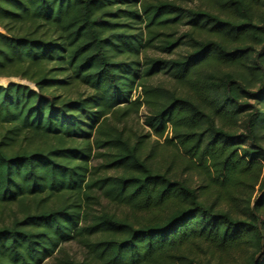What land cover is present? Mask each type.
<instances>
[{"label":"trees","instance_id":"1","mask_svg":"<svg viewBox=\"0 0 264 264\" xmlns=\"http://www.w3.org/2000/svg\"><path fill=\"white\" fill-rule=\"evenodd\" d=\"M0 77V264H264V0H0Z\"/></svg>","mask_w":264,"mask_h":264},{"label":"rangeland","instance_id":"2","mask_svg":"<svg viewBox=\"0 0 264 264\" xmlns=\"http://www.w3.org/2000/svg\"><path fill=\"white\" fill-rule=\"evenodd\" d=\"M10 82H20V79H12L10 80ZM140 90H138L137 94L139 93ZM147 114L146 112V108L142 107V109L139 112L138 115V120L139 123H143L144 117ZM139 125L138 123H136V126ZM100 160L97 159L95 160V163H99ZM102 207H105L106 209L110 210V211H115L118 213L122 212V209L117 207L116 205H112L110 203H108V201L106 199H101V205L100 206H96V209H100ZM62 248L64 249L65 252L69 253L70 255H73L74 257H76L77 259L81 260L82 258H84V249L82 246H80L77 242L72 241V242H66L62 245ZM45 264H54L53 259L48 260Z\"/></svg>","mask_w":264,"mask_h":264},{"label":"bare ground","instance_id":"3","mask_svg":"<svg viewBox=\"0 0 264 264\" xmlns=\"http://www.w3.org/2000/svg\"><path fill=\"white\" fill-rule=\"evenodd\" d=\"M12 79H19V78H15V77H11V78H6V77H0V85H7L10 80ZM20 81H22V79H20Z\"/></svg>","mask_w":264,"mask_h":264},{"label":"water","instance_id":"4","mask_svg":"<svg viewBox=\"0 0 264 264\" xmlns=\"http://www.w3.org/2000/svg\"><path fill=\"white\" fill-rule=\"evenodd\" d=\"M18 83H23V84H29V85H32L31 83L27 82L26 80H22V81H20V82H18Z\"/></svg>","mask_w":264,"mask_h":264}]
</instances>
